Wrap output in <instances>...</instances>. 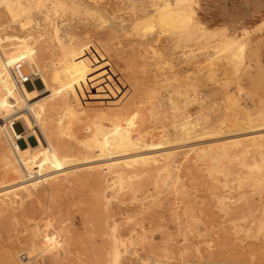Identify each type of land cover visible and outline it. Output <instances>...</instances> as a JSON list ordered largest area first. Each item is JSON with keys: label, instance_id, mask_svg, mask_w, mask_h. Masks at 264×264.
<instances>
[{"label": "rangeland", "instance_id": "1", "mask_svg": "<svg viewBox=\"0 0 264 264\" xmlns=\"http://www.w3.org/2000/svg\"><path fill=\"white\" fill-rule=\"evenodd\" d=\"M195 1L188 31L199 25L210 34L219 35L214 39L199 38L178 44L174 33L180 31L172 29L173 26H165L163 30L155 23L151 29L141 30L156 5L154 0H97L96 4L92 0H80L86 7L89 5L90 12H94L93 8L99 11L102 19L99 21L65 14L55 18L50 14L54 24L62 25L63 32H67L66 46L86 52L76 57L80 61L78 66H73L71 57L64 63L66 77L63 78L67 79V85L65 81L57 88L61 93V88L66 86L68 100L62 105L58 99L54 107L72 106L79 111V117L75 118L86 125L94 122L92 119L102 118L107 109L115 110L131 121L137 139L139 135L142 139L145 131L160 135L183 115L191 116L204 130L229 127L237 131L244 126L246 129V125L239 127L241 124H235V120L243 118L245 124L251 116L254 125L263 124L257 114L264 105V0ZM148 11H151L149 15ZM32 19V25L39 22L42 30L32 26L22 32L11 26L0 35L22 37L25 45L35 40L34 47L38 49L43 42L37 38L44 29L48 49L46 56H38V61L53 75H60L56 64L61 50L51 37L54 24L46 22L43 9ZM135 24L140 25L141 31L136 30ZM2 26H9V20L0 10ZM231 42L234 51L226 50ZM54 88L55 85L50 90ZM169 95L179 105L177 113L167 105ZM13 128L18 134L25 133L23 122L15 123ZM239 130L234 131L236 135L244 132ZM84 133L81 131L78 141L72 142L73 147L81 146ZM144 139L146 144L150 141L148 145L158 141L156 136ZM27 142L37 147L35 138L28 137ZM19 145L26 148L23 140ZM243 145L227 158L217 157L215 153L214 157L218 158L215 163L210 158L197 161L199 176L183 178L181 194L163 186L161 176L151 172L127 173L126 188L116 192L109 203L103 201L105 183L87 179V170L75 173L78 181L55 198L42 196L46 191V185L42 184L30 202L44 211L42 218L50 220L49 227L45 228L36 219V213L28 215L33 220L32 227L25 224L27 213L23 202L26 201L16 199L15 208L0 215V258L8 242L21 238L19 244L18 241L14 244L18 251L15 264H28L25 247L20 245L22 238H29L33 230L43 234L49 245L43 248L41 244L39 256L29 264L41 261L115 264L111 252H105L104 241L117 233L134 242L129 252L120 256V264L155 260L164 264H264V230L259 232L264 221V155L254 152L245 155L243 148L252 151V142L245 141ZM90 153V156L94 154ZM195 157L191 155L188 161L194 162ZM221 168L230 176L221 175ZM259 180L262 185L255 183ZM128 185L137 192H130ZM68 209L69 215L58 214Z\"/></svg>", "mask_w": 264, "mask_h": 264}, {"label": "bare ground", "instance_id": "2", "mask_svg": "<svg viewBox=\"0 0 264 264\" xmlns=\"http://www.w3.org/2000/svg\"><path fill=\"white\" fill-rule=\"evenodd\" d=\"M79 1L0 0V10L9 20V26L0 27V32L8 30L11 26L19 28L22 32L29 30L32 26L35 29L42 30L39 22H34L32 25V18L36 16L39 9H43L46 22L52 24L55 21L50 14L55 15V18H58L60 14H65L74 18L84 16L85 18H95L98 21L102 20L98 16L99 11L97 9L93 8L94 12H90L89 5L86 7V4L79 3ZM92 1L95 4L97 3V0ZM154 2L156 5L152 12L148 11V15L150 12L151 15L147 18L148 20H145V26L140 28L139 26L144 25L143 23H138L140 25L135 24L138 25H134L135 28H138L136 30L151 29L155 23L162 28L173 26L172 29L175 27V31H180L174 33L178 44L199 38L214 39L219 36L215 33L210 34L208 30H204L199 25L196 26V29L188 31L189 14L196 3L195 0H154ZM54 25L51 28V37L61 50V56L58 59L59 64H56L59 67L57 73H60V75H53L47 68H43L38 61V56H46V50L48 49V44L45 42L47 36L42 33L44 29L43 31L40 30L42 36L39 35L37 38L40 37V41L43 42L42 47L38 49L34 47L37 45L35 40L30 42L29 45H25V40L22 37H3V35H0V215L14 209L17 205L16 199L19 198L26 201L23 202L27 213L25 224L30 225L33 220L28 215L36 213V219L42 221L41 224L45 228L49 227L50 220L42 218L44 211L34 208L35 206L32 205L30 199L35 196L38 187L42 184L46 185V191L41 193L42 196L46 198L56 196V194L68 189L70 185L78 181L74 176L75 173L81 170L89 172L86 178L90 181L92 179L97 184L102 181L105 183L103 201L106 200L109 203L116 192L123 191L126 188L127 173L151 172L159 174L163 186L173 189L176 194H181L184 192L181 180L185 177L198 178L199 176L196 170L197 165H195L197 161H203L207 158L216 161L218 158L214 157L215 153H218L219 156L217 157L227 158L232 151L240 149L245 141L252 142V146H250L252 151L249 148H243V154L247 155L249 152H254L264 155V123L254 125V116L249 117L247 122L242 124V116L238 121H241V123H238L236 122L238 117L235 115V124H241L239 127L246 125V129H243L245 126L241 129L244 132L238 129L242 132L238 135H236L238 130H234L236 131L234 132L229 130L228 126L227 129L225 128L226 130L222 128L204 130L200 127L198 121H194L191 116L183 115L182 119L178 120L175 119L177 117H174L173 120L176 121L173 122V127H169L170 129L168 128L164 132L162 131L160 135L154 134L158 132L145 131L144 137L140 139L139 135V139H137L138 136L137 138L134 136L131 121L115 110L107 109L105 113L103 112L104 116L102 118H95L97 122L92 119L94 122H88L86 125L82 122L83 120L75 118L78 116L79 111L72 106L54 107L56 100L59 99L62 105L68 100V96H65L66 86L61 88L65 93L58 91L60 85L67 80L63 78L66 77L63 74L65 72L64 63L69 60L67 58L71 57L72 64L76 67L80 64L76 57L86 54V52L78 50L75 46H66L67 42L64 38L67 32H63L62 25ZM25 46L27 47L25 48ZM233 46L234 44L231 42L226 50L233 48L231 51H234ZM224 51L225 48L222 52L224 53ZM16 62L27 65L32 72L29 83L26 85L18 83L12 74ZM90 62L94 64V60H90ZM34 82H37L38 85L33 84ZM54 85L56 88L50 90ZM65 85H67V81ZM168 98V107L176 112L179 105L172 95H169ZM257 115V119L260 118L264 121V105ZM19 122H23L24 134H18L13 128L15 123ZM83 123L84 127H82ZM81 131L85 132L84 139L80 142L81 146L73 147L72 142L78 141ZM151 131L157 130L151 129ZM155 136L158 138L156 143L151 141L152 144L148 145L150 141L148 140V144L144 141V138L153 139ZM28 137L35 138L36 148H33L27 142ZM22 140L25 141L26 148L20 147L19 144ZM88 152L94 154L90 156ZM191 155L196 156L194 162L191 161L192 163L188 161ZM239 155L242 156V154ZM221 159L218 161L224 167L225 164L222 165ZM229 159L231 161V157ZM237 161L239 160L237 159ZM222 168L221 175H224V177L230 176ZM212 173L210 172V175ZM261 182L259 180L255 183L262 185ZM154 186L157 189L158 183H155ZM127 188L134 194L137 192V189L133 186L128 185ZM185 210H188V208ZM219 210L222 211L220 207ZM58 214L67 216L70 214L69 209L59 211ZM259 226V232L261 233L264 230V221ZM112 228L114 232L117 226L115 225ZM30 231H32V234L29 235V238H22L20 245L25 247L28 264L32 258H37L41 244H43V248L49 245V243H45L46 238L43 234L40 235L33 232V230ZM20 239L8 242V246L5 245L6 248H4L3 255L0 258V264H15L18 251L15 250L14 244L17 241L19 244ZM4 243H7V240ZM132 246H134V242L131 238L126 240L118 233L110 239L106 238L104 241L105 252H111L115 264H120V256L127 254ZM23 255L25 256V254ZM56 262L60 263V261ZM47 263L48 261H44V263L41 261L40 264ZM144 263L164 264L156 260L152 263L149 261Z\"/></svg>", "mask_w": 264, "mask_h": 264}, {"label": "built area", "instance_id": "3", "mask_svg": "<svg viewBox=\"0 0 264 264\" xmlns=\"http://www.w3.org/2000/svg\"><path fill=\"white\" fill-rule=\"evenodd\" d=\"M12 74L14 75V78L18 83L26 85L29 83L32 72L27 65H23L19 62H16L15 66L12 69Z\"/></svg>", "mask_w": 264, "mask_h": 264}]
</instances>
